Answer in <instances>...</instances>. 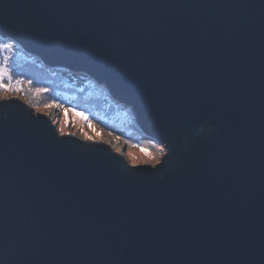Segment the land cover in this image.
<instances>
[{"label":"water","instance_id":"95a60500","mask_svg":"<svg viewBox=\"0 0 264 264\" xmlns=\"http://www.w3.org/2000/svg\"><path fill=\"white\" fill-rule=\"evenodd\" d=\"M0 36L165 149L0 100V264H264V0H0Z\"/></svg>","mask_w":264,"mask_h":264},{"label":"rangeland","instance_id":"374dc122","mask_svg":"<svg viewBox=\"0 0 264 264\" xmlns=\"http://www.w3.org/2000/svg\"><path fill=\"white\" fill-rule=\"evenodd\" d=\"M0 40L3 41L2 43L12 44L11 49H0V85H2L0 86V100L25 99L35 105V111L52 114L61 134H86V140L113 144L126 153V160L132 158V165L135 161L140 162V164L161 161L165 149L154 141L143 138L140 134L136 138H124L113 134L114 132L102 127L96 121L97 119L92 118L84 109L72 106V102L66 100L67 98L55 100L57 91L52 87H39L30 80L26 82L23 77L17 75L18 67H32L29 64L30 60L37 59L25 54L14 43L8 40ZM29 70L32 69L29 68ZM80 76L84 79L82 80V88L78 90H75L73 84L62 83L68 91L64 97H72L71 100H75L74 102H77L79 97L82 99L83 97L90 98L91 100L108 98V101L126 111L116 114L118 119L130 126L131 130H137L133 126L132 113L128 107L125 108L111 100L103 86L96 84L86 76ZM58 80L55 79L54 81L59 83ZM63 82L66 81L63 80Z\"/></svg>","mask_w":264,"mask_h":264},{"label":"trees","instance_id":"16d2710c","mask_svg":"<svg viewBox=\"0 0 264 264\" xmlns=\"http://www.w3.org/2000/svg\"><path fill=\"white\" fill-rule=\"evenodd\" d=\"M2 42L3 41L0 40V44ZM29 64L32 67H18L17 72V75L23 77L26 82H29L30 80L34 82V85L39 87H52L57 91L55 100H62L63 98H67L66 100H70L72 102V106L84 109L92 118L97 119L96 121L102 127L114 132L113 134L124 138L138 137L139 132L137 130H131V127L126 125L124 121L119 120L116 115L120 112H126L124 108L116 106L114 103L108 101V98L91 100L90 98L86 99L84 97L82 99L78 95L76 97H79V100L77 102H74L75 100H71L72 97H64L68 94V91H66L62 83L73 84L75 86V90H78L82 88L83 85L82 80L84 78L82 76L67 73L66 71L57 70L54 68H44L38 60L31 59ZM38 65L41 66L38 67ZM29 68H31L32 70H29ZM28 71H31V73H28ZM55 79H59V83H56L54 81ZM63 80H65L66 82H63Z\"/></svg>","mask_w":264,"mask_h":264},{"label":"snow or ice","instance_id":"6c2138e0","mask_svg":"<svg viewBox=\"0 0 264 264\" xmlns=\"http://www.w3.org/2000/svg\"><path fill=\"white\" fill-rule=\"evenodd\" d=\"M3 37L2 36H0V39H2ZM12 48V44H10V43H3V44H0V49H11ZM0 86H2V85H0ZM161 151H162V149H161Z\"/></svg>","mask_w":264,"mask_h":264},{"label":"bare ground","instance_id":"6f19581e","mask_svg":"<svg viewBox=\"0 0 264 264\" xmlns=\"http://www.w3.org/2000/svg\"><path fill=\"white\" fill-rule=\"evenodd\" d=\"M139 164H140V162L135 161L133 165H139Z\"/></svg>","mask_w":264,"mask_h":264}]
</instances>
